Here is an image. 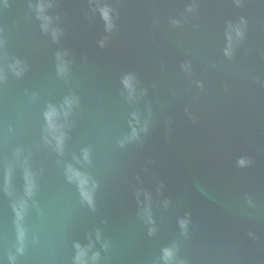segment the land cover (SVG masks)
<instances>
[{
    "label": "water",
    "instance_id": "water-1",
    "mask_svg": "<svg viewBox=\"0 0 264 264\" xmlns=\"http://www.w3.org/2000/svg\"><path fill=\"white\" fill-rule=\"evenodd\" d=\"M262 245L264 0H0V264Z\"/></svg>",
    "mask_w": 264,
    "mask_h": 264
},
{
    "label": "clouds",
    "instance_id": "clouds-1",
    "mask_svg": "<svg viewBox=\"0 0 264 264\" xmlns=\"http://www.w3.org/2000/svg\"><path fill=\"white\" fill-rule=\"evenodd\" d=\"M240 163H241V164H243V163H244V161H243V160H241V161H240Z\"/></svg>",
    "mask_w": 264,
    "mask_h": 264
}]
</instances>
